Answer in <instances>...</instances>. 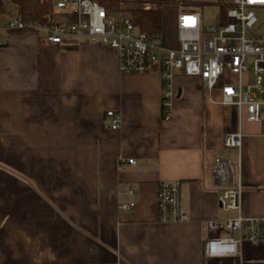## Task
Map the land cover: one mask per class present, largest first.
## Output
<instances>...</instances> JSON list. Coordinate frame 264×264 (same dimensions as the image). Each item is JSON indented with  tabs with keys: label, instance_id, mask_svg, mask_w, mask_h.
Masks as SVG:
<instances>
[{
	"label": "crops",
	"instance_id": "crops-1",
	"mask_svg": "<svg viewBox=\"0 0 264 264\" xmlns=\"http://www.w3.org/2000/svg\"><path fill=\"white\" fill-rule=\"evenodd\" d=\"M77 8H55L54 22H78ZM139 8L146 5H123ZM17 15L0 0V28ZM168 25L164 12L163 33ZM166 45L178 48V39ZM109 111L122 115L118 130ZM237 132L241 148H227L225 136ZM217 158L237 174L240 164L239 210L219 206L230 186L214 179ZM164 181L180 182L187 222L159 221ZM239 216L264 218V121L221 105L196 78L177 73L167 89L160 70L121 73L117 51L101 43L59 46L43 34L3 32L0 264H264V241H244L234 257L204 255L208 239L232 235L208 222Z\"/></svg>",
	"mask_w": 264,
	"mask_h": 264
},
{
	"label": "built area",
	"instance_id": "built-area-1",
	"mask_svg": "<svg viewBox=\"0 0 264 264\" xmlns=\"http://www.w3.org/2000/svg\"><path fill=\"white\" fill-rule=\"evenodd\" d=\"M76 1V23H54L52 28L37 23L25 22L20 15L8 21L7 28H0V43L3 32H33L44 35V41L52 45H66L80 39L101 43L117 51L121 73L145 74L160 68L168 89L174 76L181 73L199 80L206 93L220 95V104L234 107L240 116L249 122L264 121V29L260 28L258 13L264 12V0H193L186 5L176 20L178 48L168 47L162 36L149 37L136 27L129 15L119 12L109 15L96 0H57L56 8L63 9ZM216 5L221 9L219 22L205 26L199 7ZM150 6L146 5V9ZM249 59L253 60V72L257 84L251 85ZM235 79L232 83L230 79ZM165 93L164 107L166 120L171 119L170 98ZM111 120V129L122 125V115L116 111L106 114ZM227 148L240 149L242 133L228 134L224 139ZM121 159V164L125 163ZM135 165L134 159H129ZM228 159L217 158L213 176L219 183H228V189L218 194L219 206L224 210H239L243 193L240 180V164ZM159 221L163 224L184 223L189 220L182 206L181 184L178 181L161 182L159 188ZM135 205H123L122 209L132 210ZM212 232L224 229L232 235L217 236L204 244V255L209 258L234 257L239 255V245L244 241L257 244L264 241V218L238 217L222 224L209 221Z\"/></svg>",
	"mask_w": 264,
	"mask_h": 264
},
{
	"label": "trees",
	"instance_id": "trees-1",
	"mask_svg": "<svg viewBox=\"0 0 264 264\" xmlns=\"http://www.w3.org/2000/svg\"><path fill=\"white\" fill-rule=\"evenodd\" d=\"M18 9V15L25 22L37 23L42 27L54 26L55 0H10ZM109 15L119 12L128 13L133 24L149 37L163 33L164 10L167 5L187 3L186 0H96ZM137 3L149 5V9L139 8L126 11L123 5ZM33 33V32H32ZM70 45L69 48H72ZM160 70L155 67L153 71Z\"/></svg>",
	"mask_w": 264,
	"mask_h": 264
},
{
	"label": "rangeland",
	"instance_id": "rangeland-1",
	"mask_svg": "<svg viewBox=\"0 0 264 264\" xmlns=\"http://www.w3.org/2000/svg\"><path fill=\"white\" fill-rule=\"evenodd\" d=\"M186 1H187V3H185L186 5H190L191 3H193V0H186ZM186 9H187L186 7H183L180 4L167 5L163 8L166 15V19L169 24L167 30L164 31V33L162 34L163 35L162 38L164 39L166 44L167 43L169 44L171 41H176L178 39V29L176 25V20L178 18V15L180 13L185 12ZM198 11L203 15V23L205 26H211L217 24L219 22V17L222 12L221 9L216 5L202 6L199 7ZM116 16H119V14H116ZM258 17H259L258 28H260L258 32H261L264 29V12L258 13ZM2 21L5 22V19L2 18ZM248 63L250 66L249 83H251V85H255L257 84V82L253 72V60L249 59ZM230 81L233 83L235 79L232 78L230 79Z\"/></svg>",
	"mask_w": 264,
	"mask_h": 264
}]
</instances>
